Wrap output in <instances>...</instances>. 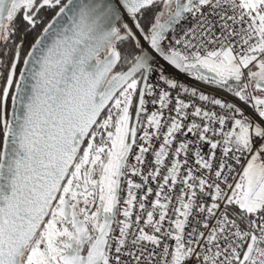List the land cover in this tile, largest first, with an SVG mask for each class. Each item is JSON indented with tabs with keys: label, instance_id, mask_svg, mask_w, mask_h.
Listing matches in <instances>:
<instances>
[{
	"label": "snow or ice",
	"instance_id": "obj_1",
	"mask_svg": "<svg viewBox=\"0 0 264 264\" xmlns=\"http://www.w3.org/2000/svg\"><path fill=\"white\" fill-rule=\"evenodd\" d=\"M0 137V264H264V0H0Z\"/></svg>",
	"mask_w": 264,
	"mask_h": 264
},
{
	"label": "built area",
	"instance_id": "obj_2",
	"mask_svg": "<svg viewBox=\"0 0 264 264\" xmlns=\"http://www.w3.org/2000/svg\"><path fill=\"white\" fill-rule=\"evenodd\" d=\"M166 71L168 73H173L176 76L177 79H179L181 81H184L186 84L191 85L193 87H196V88L200 89L203 92L207 93V92H211L212 91V89L209 86L199 84V83L195 82L194 80H191V79L187 78L184 75H181L179 73H175L174 69H172L171 67H167ZM215 94L217 96H223L220 92H217ZM224 98L228 99V97H224Z\"/></svg>",
	"mask_w": 264,
	"mask_h": 264
},
{
	"label": "flooded vegetation",
	"instance_id": "obj_3",
	"mask_svg": "<svg viewBox=\"0 0 264 264\" xmlns=\"http://www.w3.org/2000/svg\"><path fill=\"white\" fill-rule=\"evenodd\" d=\"M0 147H2V137H0Z\"/></svg>",
	"mask_w": 264,
	"mask_h": 264
},
{
	"label": "trees",
	"instance_id": "obj_4",
	"mask_svg": "<svg viewBox=\"0 0 264 264\" xmlns=\"http://www.w3.org/2000/svg\"><path fill=\"white\" fill-rule=\"evenodd\" d=\"M0 149H2V147H0Z\"/></svg>",
	"mask_w": 264,
	"mask_h": 264
},
{
	"label": "bare ground",
	"instance_id": "obj_5",
	"mask_svg": "<svg viewBox=\"0 0 264 264\" xmlns=\"http://www.w3.org/2000/svg\"><path fill=\"white\" fill-rule=\"evenodd\" d=\"M223 95V93H221Z\"/></svg>",
	"mask_w": 264,
	"mask_h": 264
}]
</instances>
